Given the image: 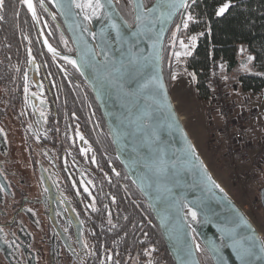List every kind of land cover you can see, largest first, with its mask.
<instances>
[{
	"label": "flooded vegetation",
	"instance_id": "af4514ba",
	"mask_svg": "<svg viewBox=\"0 0 264 264\" xmlns=\"http://www.w3.org/2000/svg\"><path fill=\"white\" fill-rule=\"evenodd\" d=\"M29 2L0 0V264H174L60 17Z\"/></svg>",
	"mask_w": 264,
	"mask_h": 264
},
{
	"label": "water",
	"instance_id": "95a60500",
	"mask_svg": "<svg viewBox=\"0 0 264 264\" xmlns=\"http://www.w3.org/2000/svg\"><path fill=\"white\" fill-rule=\"evenodd\" d=\"M49 1L75 50L61 56L88 84L173 263L202 264V246L213 264H264L262 235L208 167L165 78V42L171 33L175 45L191 0H130L132 22L118 0ZM258 196L264 218V185Z\"/></svg>",
	"mask_w": 264,
	"mask_h": 264
},
{
	"label": "trees",
	"instance_id": "16d2710c",
	"mask_svg": "<svg viewBox=\"0 0 264 264\" xmlns=\"http://www.w3.org/2000/svg\"><path fill=\"white\" fill-rule=\"evenodd\" d=\"M145 3L149 4V0H145ZM225 4L229 5L228 8L217 15ZM117 5L123 11L132 13L130 0H118ZM186 14V24H181L176 43L178 39L187 41L191 35H198L195 48L185 59V65L194 74L199 100L210 102L208 70L212 61L220 60L225 73L231 75L240 63L241 45L253 55L252 67L257 74H238L236 80L240 90L254 95L264 91V0H191ZM176 43L173 46V35L170 33L163 53L164 74L169 90ZM210 170L215 175L212 168ZM198 254L202 264H213L202 246Z\"/></svg>",
	"mask_w": 264,
	"mask_h": 264
},
{
	"label": "built area",
	"instance_id": "2783aa9c",
	"mask_svg": "<svg viewBox=\"0 0 264 264\" xmlns=\"http://www.w3.org/2000/svg\"><path fill=\"white\" fill-rule=\"evenodd\" d=\"M223 65L215 60L208 70L210 102L205 110L210 120L208 142L222 147L230 180L243 194L238 205L256 225L261 209L259 196H249L248 186L255 182L264 163V110L260 111L247 96L230 95Z\"/></svg>",
	"mask_w": 264,
	"mask_h": 264
},
{
	"label": "rangeland",
	"instance_id": "374dc122",
	"mask_svg": "<svg viewBox=\"0 0 264 264\" xmlns=\"http://www.w3.org/2000/svg\"><path fill=\"white\" fill-rule=\"evenodd\" d=\"M187 14L185 13L182 26L186 24ZM198 35L193 34L189 37L187 41H178L179 45L177 46L175 52V61L181 60V63H185V58L191 54L194 50L196 42H197ZM176 47V46H175ZM240 47H244L241 45ZM240 60H244L245 63L240 65L235 72L231 75H227L225 71L223 72L224 80L227 84L228 91L231 96L241 97L247 96L253 104L258 107L260 111L264 110V91L259 94H251L247 92H243L240 90V86L237 83V76L240 73H250V74H257V71L252 67V60L253 55L246 51V53H242V48H240L239 53ZM185 93L188 94L190 91L188 90V86L185 87ZM171 92V90H170ZM194 101V100H193ZM192 99H190L189 106H184L181 104V101L175 103L176 108L183 119V122L191 135L194 143L196 144L197 148L199 149L201 155L203 156L207 165L212 168L215 173L216 178L222 183V185L226 188L230 194H232L237 203L241 204L243 201V194L239 191L238 188L232 184L230 177H229V169L226 164V160L224 157L222 147L216 145L209 144V126L210 120L205 115L206 105L205 103L197 104L195 106V101L193 103ZM217 120L216 117H214ZM217 133V131H215ZM264 185V163L262 165L261 171L257 175V179L252 185L248 186V194L251 197H254L256 194L258 195V189ZM256 226L264 239V218L262 215V210L258 212L257 219L255 220Z\"/></svg>",
	"mask_w": 264,
	"mask_h": 264
},
{
	"label": "crops",
	"instance_id": "0c3cea01",
	"mask_svg": "<svg viewBox=\"0 0 264 264\" xmlns=\"http://www.w3.org/2000/svg\"><path fill=\"white\" fill-rule=\"evenodd\" d=\"M179 40L183 41L181 39H178V41ZM178 41L176 43V47L174 49L173 59H172V69H171V95H172V98H173L175 103H177L178 101H181L180 103L184 104V106H189L190 99H192V101L193 100L195 101V106L202 102V104L205 103V105L207 107L208 103L199 100L197 97L194 74L186 67L185 63L184 64L181 63V60H180V62L175 61V52H176L177 46L179 45ZM240 48H242V53H244V52L246 53L245 47H239V52H240ZM243 63H245V61L243 59L240 60L238 67L240 65H242ZM238 67L236 69H238ZM224 71H225V69L223 70V72ZM186 86H188V88H189L188 90L190 91V93H188V94L185 93V89H186L185 87ZM194 101H193V103H194Z\"/></svg>",
	"mask_w": 264,
	"mask_h": 264
},
{
	"label": "snow or ice",
	"instance_id": "6c2138e0",
	"mask_svg": "<svg viewBox=\"0 0 264 264\" xmlns=\"http://www.w3.org/2000/svg\"><path fill=\"white\" fill-rule=\"evenodd\" d=\"M25 2L28 4L29 9L31 10L32 5H31V3L29 2V0H25ZM72 3L75 4V0H72ZM75 6H76V7H81L80 4H75ZM228 6H229L228 4L223 5V7H221V8L219 9V11L217 12V15L222 14V13L228 8ZM102 7H103V5L100 3V0H96L95 8L98 10V9H100V8H102ZM217 187H218V186H217ZM190 215L192 216L193 219H196V212L190 210Z\"/></svg>",
	"mask_w": 264,
	"mask_h": 264
}]
</instances>
